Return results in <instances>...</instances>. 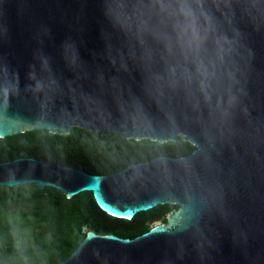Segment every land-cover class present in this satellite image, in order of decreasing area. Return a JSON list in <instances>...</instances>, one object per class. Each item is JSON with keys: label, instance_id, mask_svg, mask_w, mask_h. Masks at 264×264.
<instances>
[{"label": "water", "instance_id": "95a60500", "mask_svg": "<svg viewBox=\"0 0 264 264\" xmlns=\"http://www.w3.org/2000/svg\"><path fill=\"white\" fill-rule=\"evenodd\" d=\"M73 127L195 150L110 174L34 157L0 186L108 216L175 212L133 238L88 230L59 264H264V0H0V139Z\"/></svg>", "mask_w": 264, "mask_h": 264}, {"label": "trees", "instance_id": "16d2710c", "mask_svg": "<svg viewBox=\"0 0 264 264\" xmlns=\"http://www.w3.org/2000/svg\"><path fill=\"white\" fill-rule=\"evenodd\" d=\"M194 150L182 138L159 144L127 139L123 133L73 127L64 135L34 130L0 139V163L34 157L91 174H110L158 155L183 157ZM177 209V205H158L121 220L102 211L91 192L67 199L61 191L39 190L34 184L0 186V264H59L84 239V223L97 234L133 238L149 230L153 218Z\"/></svg>", "mask_w": 264, "mask_h": 264}, {"label": "flooded vegetation", "instance_id": "af4514ba", "mask_svg": "<svg viewBox=\"0 0 264 264\" xmlns=\"http://www.w3.org/2000/svg\"><path fill=\"white\" fill-rule=\"evenodd\" d=\"M153 219H156V218H153Z\"/></svg>", "mask_w": 264, "mask_h": 264}]
</instances>
